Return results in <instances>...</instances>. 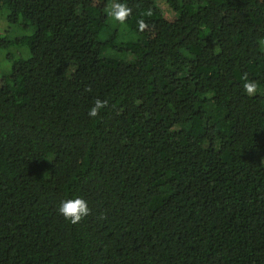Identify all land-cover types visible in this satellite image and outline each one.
I'll use <instances>...</instances> for the list:
<instances>
[{
    "label": "trees",
    "instance_id": "obj_1",
    "mask_svg": "<svg viewBox=\"0 0 264 264\" xmlns=\"http://www.w3.org/2000/svg\"><path fill=\"white\" fill-rule=\"evenodd\" d=\"M159 1L0 0V264H264V0Z\"/></svg>",
    "mask_w": 264,
    "mask_h": 264
},
{
    "label": "clouds",
    "instance_id": "obj_2",
    "mask_svg": "<svg viewBox=\"0 0 264 264\" xmlns=\"http://www.w3.org/2000/svg\"><path fill=\"white\" fill-rule=\"evenodd\" d=\"M131 8L125 6L122 3H116L113 6L111 15L115 20L123 23L128 16L131 14ZM141 28L145 27L143 20L140 21ZM244 89L247 94L253 95L257 91V86L255 83H246ZM90 90V89H89ZM107 105L106 100L96 99L94 106L89 111L90 117H97L100 110L105 108ZM58 211L64 216L65 219L69 220L72 224L79 223L84 217L90 214V208L88 202L82 197H76L74 199H68L62 201Z\"/></svg>",
    "mask_w": 264,
    "mask_h": 264
},
{
    "label": "rangeland",
    "instance_id": "obj_3",
    "mask_svg": "<svg viewBox=\"0 0 264 264\" xmlns=\"http://www.w3.org/2000/svg\"><path fill=\"white\" fill-rule=\"evenodd\" d=\"M159 5L167 17H175V12L170 8V6L166 3L165 0H160ZM3 20L4 18L2 17L0 19V32H2V30L4 29V25L6 24V22ZM24 32L26 33L27 31H24L23 29H21V31L15 30L11 32V38H15V36H21L22 34H24ZM2 34H4V32L0 33V37L2 36ZM23 48L24 46L22 47L17 41L16 43L11 44L7 47L0 48V73L5 69H10L11 57L17 56L20 52H22Z\"/></svg>",
    "mask_w": 264,
    "mask_h": 264
}]
</instances>
